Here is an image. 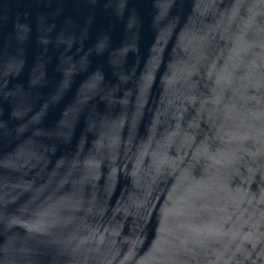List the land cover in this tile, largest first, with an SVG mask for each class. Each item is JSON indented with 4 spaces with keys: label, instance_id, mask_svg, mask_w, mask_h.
I'll use <instances>...</instances> for the list:
<instances>
[{
    "label": "water",
    "instance_id": "obj_1",
    "mask_svg": "<svg viewBox=\"0 0 264 264\" xmlns=\"http://www.w3.org/2000/svg\"><path fill=\"white\" fill-rule=\"evenodd\" d=\"M0 264H264V0H0Z\"/></svg>",
    "mask_w": 264,
    "mask_h": 264
}]
</instances>
